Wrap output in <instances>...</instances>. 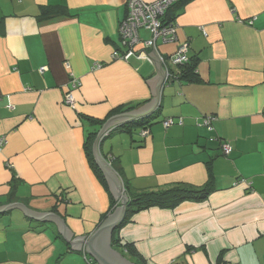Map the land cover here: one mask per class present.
I'll use <instances>...</instances> for the list:
<instances>
[{
	"label": "crops",
	"instance_id": "obj_1",
	"mask_svg": "<svg viewBox=\"0 0 264 264\" xmlns=\"http://www.w3.org/2000/svg\"><path fill=\"white\" fill-rule=\"evenodd\" d=\"M126 2L0 0V206L52 211L74 232L71 239L94 232L114 210L86 152L88 133L102 125L88 118L108 119L119 107L137 109L157 96L160 73L147 54L153 49L114 57L124 51ZM47 5L81 13L42 17ZM174 5L167 17L175 14L178 40L154 49L165 76L149 114L160 108L159 116L114 128L99 153L133 190L210 179L216 188L204 198L134 212L119 235L147 264H264V0ZM140 34L150 37L145 29ZM185 42L199 81H181L169 60ZM69 92L76 107L65 102ZM206 116H215L212 130ZM169 117L175 123L166 127ZM221 141L232 144L230 154ZM71 245L54 220L19 208L0 213V264H86L83 250Z\"/></svg>",
	"mask_w": 264,
	"mask_h": 264
},
{
	"label": "water",
	"instance_id": "obj_2",
	"mask_svg": "<svg viewBox=\"0 0 264 264\" xmlns=\"http://www.w3.org/2000/svg\"><path fill=\"white\" fill-rule=\"evenodd\" d=\"M147 54L152 58L158 72L160 73V79L156 85L157 96H153L147 104H144L137 109L123 111L109 117L97 131V135L93 142V155L95 161L106 177L112 195L118 201V204L114 208L113 212L100 223L94 232L71 239L74 232L66 225L62 217L52 211H34L19 202L0 206V213H5L6 210L12 208H19L26 215L37 220H54L66 241L72 244L71 249L80 251L83 250L82 253L86 264H136L127 259L123 252L115 249L112 245L113 231L124 220L127 213L129 196L125 192V188L118 173L115 172L100 155L99 146L112 132L111 130L120 126L123 122H128L144 115H148L149 112L158 105L159 89L165 76V71L162 69L164 65L160 62L154 49L152 52ZM83 246L85 248H83Z\"/></svg>",
	"mask_w": 264,
	"mask_h": 264
},
{
	"label": "trees",
	"instance_id": "obj_3",
	"mask_svg": "<svg viewBox=\"0 0 264 264\" xmlns=\"http://www.w3.org/2000/svg\"><path fill=\"white\" fill-rule=\"evenodd\" d=\"M188 0H177L174 4L179 5L183 4ZM173 4V5H174ZM172 5V6H173ZM174 5V6H175ZM171 6V7H172ZM170 9V8H169ZM81 11L80 10H70L68 9L67 6L64 5H47L42 7V17H55V16H73V17H79ZM168 13V11H167ZM167 13L165 16V20L167 21H172V19L175 17L174 13H171V16L168 15ZM180 76L178 77L181 81L186 80V81H199L201 80V77L199 74L196 72V61L189 60L183 64H180L178 66ZM140 104L136 105H129L127 107H119L116 110H114V114L120 113L123 111L135 109L138 107ZM160 108H158L156 111H154L151 114H148L146 116H142L140 118L128 121L121 126H118L120 128L116 129H125V128H130L131 126H134L135 124H140L144 125L145 123H150L151 120L154 118L158 117L160 114ZM112 113V114H113ZM89 121L97 123L102 125L107 119L100 120V119H91L88 118ZM113 132V131H112ZM97 135V130L89 132L87 135V141H86V152L90 161V164L97 174V176L100 178L102 183L106 186V188L109 189L108 182L106 180V177L104 176L103 172L97 165L94 155H93V141ZM111 159L110 161H112ZM113 165V164H112ZM125 192L129 196V203L127 205V213L125 215L124 220L117 226L116 231H114L113 234V239L112 243L116 248L121 250L124 254L129 253L132 257H134L137 261L138 264H147L146 258L137 250V248L134 246V244L130 242L123 243L121 240V237L119 235V228L122 226L128 219L129 216L137 212L141 209L148 208L150 206L154 205H159V206H164V207H171L174 206L176 203L183 199L187 198H204L208 196V194L213 191L216 186L214 183L211 181V179L199 186H192V185H187V184H182V183H177L169 186H164V187H157L154 189H149V190H133L131 189L126 183L124 185ZM11 196H14L12 194ZM112 199V205L110 209H114L116 205L118 204V201L114 198V196H111ZM106 216H104L105 218ZM103 221V220H102Z\"/></svg>",
	"mask_w": 264,
	"mask_h": 264
},
{
	"label": "built area",
	"instance_id": "obj_4",
	"mask_svg": "<svg viewBox=\"0 0 264 264\" xmlns=\"http://www.w3.org/2000/svg\"><path fill=\"white\" fill-rule=\"evenodd\" d=\"M177 0H155L148 2L145 0H127L126 2V16L119 25V37L122 43L124 51L117 50L114 52L115 58H125L138 52V46L142 47V50L138 53L145 54L151 49H156L158 42H173L178 40L177 24L172 21L165 20V16L169 8ZM142 29L147 30L150 33L149 38H143L140 34ZM204 33L207 34L202 27ZM189 43L185 42L180 44L175 53H173L169 60L178 67L189 60L188 56ZM74 83L76 81L74 80ZM77 85V84H76ZM65 102L72 107H76V99L72 92L66 93ZM12 107V106H10ZM215 116H206L204 124H206L210 130L213 129L212 121ZM175 123L174 118H166L163 120L164 126H170ZM149 129H142L141 134L143 136L148 135ZM215 139V137H211ZM5 142V137H0V146ZM222 151L228 155L232 152L233 146L227 141H221Z\"/></svg>",
	"mask_w": 264,
	"mask_h": 264
},
{
	"label": "rangeland",
	"instance_id": "obj_5",
	"mask_svg": "<svg viewBox=\"0 0 264 264\" xmlns=\"http://www.w3.org/2000/svg\"><path fill=\"white\" fill-rule=\"evenodd\" d=\"M97 264V263H96Z\"/></svg>",
	"mask_w": 264,
	"mask_h": 264
}]
</instances>
